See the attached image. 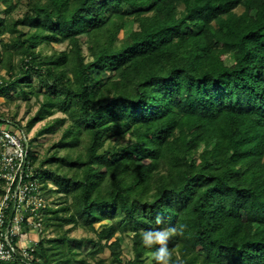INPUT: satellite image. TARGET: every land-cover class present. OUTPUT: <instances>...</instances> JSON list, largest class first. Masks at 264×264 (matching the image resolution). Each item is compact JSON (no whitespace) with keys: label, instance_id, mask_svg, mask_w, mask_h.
Segmentation results:
<instances>
[{"label":"trees","instance_id":"obj_1","mask_svg":"<svg viewBox=\"0 0 264 264\" xmlns=\"http://www.w3.org/2000/svg\"><path fill=\"white\" fill-rule=\"evenodd\" d=\"M0 1V40L11 35L0 62L13 76L0 96L39 77L47 92L29 129L56 112L66 117L55 124L71 122L55 146L64 155L32 156L44 193L51 181L79 193L75 214L45 209L32 264H75L85 245L80 264H145L142 232L181 225L168 264H264V0H27L17 20L20 2ZM104 220L95 239L44 236L55 222ZM124 227L135 233L130 261Z\"/></svg>","mask_w":264,"mask_h":264},{"label":"rangeland","instance_id":"obj_2","mask_svg":"<svg viewBox=\"0 0 264 264\" xmlns=\"http://www.w3.org/2000/svg\"><path fill=\"white\" fill-rule=\"evenodd\" d=\"M15 4H21L19 8L12 14L11 18L17 20L22 17L26 9L27 0H14ZM243 9H239L238 12L241 13ZM0 15L2 18H6L5 7L0 1ZM137 25L133 26V29H136ZM126 32L120 34V42L124 40ZM91 37L85 35L82 37V48L83 55L89 57V48L91 46ZM11 40V35L8 33L0 40V56L4 55V49L2 43H8ZM70 49L69 42L66 41L62 44H55L52 46H41L38 49L40 56H50L56 52H63ZM88 60H90L88 58ZM14 64H19V57H15ZM13 76H10V73L4 68V64L0 62V82L4 80H12ZM47 90L44 88L43 82L39 77H33L28 84L16 86L15 89L10 90L6 94H1L0 96V116L6 118L17 125L16 127L22 128L31 138V149L34 154L37 155L39 162H42L60 150L59 155L62 156L66 153L67 150L57 149L55 146L59 144L60 140L63 138L65 130L71 125V122L65 123L63 126L59 123L55 124L57 119H63L66 116L60 112H56L54 115L47 117L43 121L36 122L35 126L30 130L29 124L37 118L38 113L41 110V106L44 102V97ZM55 124V125H53ZM51 128V131L49 129ZM120 144V146H126L128 144V138L125 140L112 139L107 142V146H112ZM38 165V164H37ZM52 190V191H49ZM46 191L48 208L54 210H60L67 208L70 210L71 214H75V205L77 203V198L79 197L78 192H72L70 195H61L57 193L53 182H49ZM45 191V192H46ZM100 214V213H99ZM48 216V214H45ZM66 213H63L61 217H65ZM101 216V215H100ZM121 218H117L115 222H119ZM112 222L109 220H104L101 223L95 224L92 228L84 227L82 225H65L62 228L57 227V222L51 228H45L44 236L49 239L59 238L60 236L67 235L69 238L76 240H86L91 238H96V234L102 229L106 228ZM36 235V232H32ZM41 235V234H40ZM33 238V237H32ZM40 238V236L38 237ZM117 238L121 241V250L123 261H130L135 259V233L131 227H124L122 232L118 234ZM35 239V238H34ZM168 248L170 254L176 252L174 249V235L168 241ZM92 249L91 246H82L80 249H77L74 254L76 259L75 264H80L79 261L83 258H87V253ZM154 249H146L142 252V260L145 264H154V260L151 259V252ZM111 255L109 250H106L100 255V259L108 258ZM89 261V259L87 260ZM90 264H96V261H91Z\"/></svg>","mask_w":264,"mask_h":264},{"label":"built area","instance_id":"obj_3","mask_svg":"<svg viewBox=\"0 0 264 264\" xmlns=\"http://www.w3.org/2000/svg\"><path fill=\"white\" fill-rule=\"evenodd\" d=\"M0 125V264L34 261L48 200L33 162L31 138L6 119ZM37 238H32V232Z\"/></svg>","mask_w":264,"mask_h":264},{"label":"clouds","instance_id":"obj_4","mask_svg":"<svg viewBox=\"0 0 264 264\" xmlns=\"http://www.w3.org/2000/svg\"><path fill=\"white\" fill-rule=\"evenodd\" d=\"M156 223H160V220L157 219ZM184 226L181 225L179 228L170 227L168 229H152L149 228L144 230L141 234V240L145 247L152 249L153 246L155 249L151 252V259L156 262V264H168L169 259V248L168 241L174 235L183 232Z\"/></svg>","mask_w":264,"mask_h":264},{"label":"crops","instance_id":"obj_5","mask_svg":"<svg viewBox=\"0 0 264 264\" xmlns=\"http://www.w3.org/2000/svg\"><path fill=\"white\" fill-rule=\"evenodd\" d=\"M2 194H3V192H2ZM2 194H0V199H1V195H2ZM31 236H32L33 238H37V236L34 235V234H31Z\"/></svg>","mask_w":264,"mask_h":264}]
</instances>
